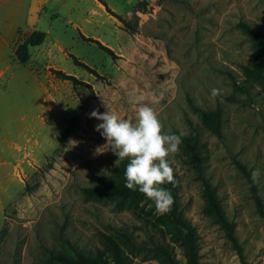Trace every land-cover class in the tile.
Masks as SVG:
<instances>
[{"label": "rangeland", "instance_id": "rangeland-1", "mask_svg": "<svg viewBox=\"0 0 264 264\" xmlns=\"http://www.w3.org/2000/svg\"><path fill=\"white\" fill-rule=\"evenodd\" d=\"M27 1L30 10L14 12L18 23L7 6L0 9L16 42L1 49L10 58L0 75V264H56L48 251L94 253L113 229L135 239L132 264H161L150 251L153 244H169L179 264H186L155 205H121L82 192L111 177L118 159L95 130L102 121L90 113L110 109L135 122L129 101L140 95L155 109L164 133L200 132L205 175L245 259L264 264V220L236 164L251 174L260 169L255 183L264 200V86L245 75L259 56L238 27L247 21L264 33V0H103L110 12L99 0ZM111 12L137 17L138 32L127 33ZM33 32L44 33L45 40L30 47L29 62L20 64L15 50ZM56 71L88 86L65 81ZM212 88L221 95L212 99ZM193 105L222 109L221 139ZM168 159L178 176L180 210L198 234L200 264H242L226 232L205 213L202 182L181 146Z\"/></svg>", "mask_w": 264, "mask_h": 264}, {"label": "trees", "instance_id": "trees-1", "mask_svg": "<svg viewBox=\"0 0 264 264\" xmlns=\"http://www.w3.org/2000/svg\"><path fill=\"white\" fill-rule=\"evenodd\" d=\"M99 1L109 10L106 2L103 0ZM145 8L146 6L141 8L140 11H144ZM111 13L119 19L123 25V29L127 33L134 35L138 32L139 20L137 17H135L134 20H128L122 16L114 14V12ZM238 27L250 39L259 56V61L253 67L245 68V75L249 80L259 82L264 86V33L247 21L239 22ZM81 37L85 41L99 45V47L112 59L117 58L114 51L103 46L98 41L84 36ZM44 40V33L33 32L29 38L28 44H21L17 47L15 55L18 62L23 65L27 64L30 60V47H37L41 45ZM74 63L85 68L92 74L98 75L94 69L80 62L76 58H74ZM55 73L59 78L65 81H72L75 84L88 86V84L81 82L74 76L67 75L62 71H56ZM193 110L207 129L218 138L221 139L223 137L224 124L222 109L218 108L215 111H206L193 105ZM173 133L179 135V132ZM181 140L182 143L180 146L187 156L188 161L197 170L198 177L202 182L203 195L205 198V213L211 216L226 232L227 237L234 244L242 264H250L245 259L243 250L235 234V227L228 220L215 187L205 175L200 132L196 128H193L191 133L182 136ZM169 161L170 166L173 168L174 182L165 183L164 185H161V187L170 191L173 198V204L171 205L170 211L163 215V221L169 229L171 241L182 247L186 258V264H200L198 234L195 227L184 217L180 210L178 176L170 159ZM129 162L130 158H125V160L120 162L119 167H112L111 177H100L97 185L83 188L82 192L84 196L93 200L117 199L121 205L128 204L133 207H139L142 203L155 205L152 200L148 199L139 191L138 186L135 191L128 189L125 186V172ZM236 164L238 169L247 179L248 187L255 203L257 213L264 220L263 196L256 183L253 182L252 174L247 167L240 161H236ZM103 246V249H98L94 253L77 249H75L73 253L48 251V257L56 264H132L131 255L137 250V244L133 236L120 229H113L112 234L103 235ZM150 251L161 264H179L174 249L169 244H153L150 247Z\"/></svg>", "mask_w": 264, "mask_h": 264}, {"label": "clouds", "instance_id": "clouds-1", "mask_svg": "<svg viewBox=\"0 0 264 264\" xmlns=\"http://www.w3.org/2000/svg\"><path fill=\"white\" fill-rule=\"evenodd\" d=\"M222 90L211 89V98L221 95ZM142 95L130 99L129 103L135 109V122L119 117L109 109L105 113L94 110L90 117L96 118L102 123L95 126L106 139L107 146L118 159L114 162L119 167L120 162L130 158L127 165L125 186L139 191L155 204L156 212L160 215L170 211L173 198L167 189L161 187L165 183L174 182L173 168L168 157L179 152L182 143L181 137L186 132L164 133L154 108L142 103ZM260 169L252 171L253 182H259Z\"/></svg>", "mask_w": 264, "mask_h": 264}, {"label": "crops", "instance_id": "crops-1", "mask_svg": "<svg viewBox=\"0 0 264 264\" xmlns=\"http://www.w3.org/2000/svg\"><path fill=\"white\" fill-rule=\"evenodd\" d=\"M6 6L9 10H11L10 14L13 15L14 23H18L20 20L19 19L16 20L14 12L30 10L31 2L27 0H24V1L23 0H0V9ZM20 17H25V16L24 14H21L18 18ZM9 19H11V17ZM14 23H13V26H14ZM11 45L13 46L16 45L14 28L10 26L9 28H6V22L3 19H0V67H1L0 75L5 74V71L9 68V58H10L8 54H1V49L8 48Z\"/></svg>", "mask_w": 264, "mask_h": 264}]
</instances>
